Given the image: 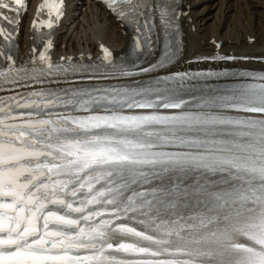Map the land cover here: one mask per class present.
<instances>
[{"label":"snow or ice","instance_id":"snow-or-ice-1","mask_svg":"<svg viewBox=\"0 0 264 264\" xmlns=\"http://www.w3.org/2000/svg\"><path fill=\"white\" fill-rule=\"evenodd\" d=\"M104 2L134 27L136 49L151 47L154 16L173 26L168 0ZM62 3L39 5L48 29ZM26 7L0 0V19L18 25ZM0 37L13 41L2 25ZM50 47L41 67L0 71V91L86 71L71 58L53 65ZM102 48L112 71L88 79L152 73L175 55L127 67ZM0 57L12 60L3 46ZM203 75L253 80L195 94L188 82ZM0 264H264V73H172L134 87L0 97Z\"/></svg>","mask_w":264,"mask_h":264},{"label":"bare ground","instance_id":"bare-ground-1","mask_svg":"<svg viewBox=\"0 0 264 264\" xmlns=\"http://www.w3.org/2000/svg\"><path fill=\"white\" fill-rule=\"evenodd\" d=\"M75 0H68L74 6ZM189 15L196 31L190 33L189 51L209 47L208 40L216 36L224 47L239 52L264 51V0H189ZM255 42L245 43L246 35ZM65 49H91L92 41L105 40L113 48L123 47L125 39L113 18L98 5L86 6L81 16L58 34ZM61 39V40H60ZM87 46H84L85 44Z\"/></svg>","mask_w":264,"mask_h":264}]
</instances>
